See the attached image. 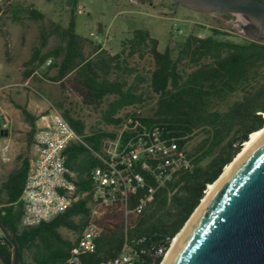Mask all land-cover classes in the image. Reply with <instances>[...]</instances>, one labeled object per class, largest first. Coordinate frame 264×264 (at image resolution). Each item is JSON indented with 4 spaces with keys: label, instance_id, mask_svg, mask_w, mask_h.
<instances>
[{
    "label": "trees",
    "instance_id": "16d2710c",
    "mask_svg": "<svg viewBox=\"0 0 264 264\" xmlns=\"http://www.w3.org/2000/svg\"><path fill=\"white\" fill-rule=\"evenodd\" d=\"M76 1L73 0V3L76 4ZM259 1L264 3V0ZM30 14L34 19L40 17L33 9ZM61 36L64 48L61 54L55 52L59 61L51 80L59 84L63 94L69 90L84 105L98 108L105 98L113 97L102 111L101 121L104 125L119 126L129 116H119L122 109L141 105L145 95L153 94L160 97V107L164 108H160L152 117L141 115L143 123L160 126L164 133L179 138L182 147L187 146L194 132L206 131L201 143L187 150L192 167L181 171L172 182L161 188L143 213L129 214L125 224L119 204L102 211L98 219L102 232L96 241V250L83 258L84 264L112 259L119 254L127 240L130 252L140 256L136 264H160L162 256L152 260L148 253L159 244L169 248L173 238L199 205L208 185L218 179L225 166L240 152L249 135L264 125V79L257 87L247 90L241 100L227 110H211L202 95L203 85L198 81V74L204 66L201 65L202 61L209 60L212 68L220 73H231L238 68H264V44L255 41L240 43L230 39V34L214 29L211 35L204 38L188 37L179 44L174 56L169 47L159 50L158 40L147 31L136 30L123 44H128V56L137 52L150 56L153 66L145 75H141L135 68L127 66L125 58H121L125 54L124 47L113 56L86 58L82 50L84 39L75 33L73 15ZM44 43L45 36L41 35L36 54ZM35 59L34 54L28 64ZM184 60L190 61L193 67L200 66L186 79H183L178 68ZM133 75L134 79L130 81ZM144 84L147 85V92L142 91ZM20 110L29 126L27 138L30 141L34 137L38 118L25 108ZM62 115L76 134L96 150L102 139L115 137V132L101 127L87 134L81 119L72 117L67 109ZM66 155L67 165L76 173L79 190L90 189L89 173L97 166L98 160L81 144H71ZM18 160L19 166L0 184V225L17 243L20 264H60L75 242L64 238L60 229L81 230L89 214L87 199L72 204L50 222L21 228L24 211L20 197L30 159L19 156ZM134 204L135 197H131L130 208ZM141 250L144 252L141 253ZM24 253L30 254V261L23 259ZM12 257V244L1 234L0 264H12Z\"/></svg>",
    "mask_w": 264,
    "mask_h": 264
},
{
    "label": "rangeland",
    "instance_id": "374dc122",
    "mask_svg": "<svg viewBox=\"0 0 264 264\" xmlns=\"http://www.w3.org/2000/svg\"><path fill=\"white\" fill-rule=\"evenodd\" d=\"M32 9L40 14L39 18L30 16ZM72 15L75 33L84 39L82 50L86 58L113 56L124 47L125 54L121 58L141 75L153 66L150 56L145 52L128 56V44H123L136 30L147 31L158 40L159 50L169 47L174 56L179 44L188 37L204 38L214 29L230 34V39L240 43L252 41L247 33L249 22L244 17L195 12L173 0H77L76 4L73 0H0V184L19 166V156L30 159L33 155V139L27 138L29 126L20 108L37 118L53 109L60 113L67 109L72 117L85 123L87 134L98 127L109 132L118 130L101 121L102 111L113 97L105 98L98 108L84 105L69 90L63 94L59 84L51 80L59 61L55 52L61 54L64 48L61 33ZM93 34L98 37L100 47L94 42ZM41 35L45 36V43L36 54ZM258 43L264 44V41ZM34 54L36 59L28 64ZM201 65L204 66L198 81L203 85L202 95L208 107L219 112L241 100L247 90L257 87L264 79V68H238L231 73H220L212 68L209 60L202 61ZM178 68L186 79L200 66L193 67L190 61L184 60ZM142 89L147 92V85ZM144 97L141 105L126 107L118 115L139 113L152 117L164 108L160 107L159 96ZM205 136L204 130L194 132L187 150L196 147ZM2 149H5L6 160L2 159ZM60 233L74 242L79 232L60 229ZM23 259L30 261V254L24 253Z\"/></svg>",
    "mask_w": 264,
    "mask_h": 264
},
{
    "label": "built area",
    "instance_id": "2783aa9c",
    "mask_svg": "<svg viewBox=\"0 0 264 264\" xmlns=\"http://www.w3.org/2000/svg\"><path fill=\"white\" fill-rule=\"evenodd\" d=\"M93 40L101 45L94 34ZM140 118L139 113L125 117L115 137L102 139L96 150L76 134L59 111L53 109L38 117L33 155L20 197L24 211L20 227L50 222L84 199L89 207L85 224L60 264H84L83 258L95 252L102 232L98 219L103 210L119 204L126 224L129 214L143 213L161 188L192 167L187 148L179 145V138L164 133L158 125H146ZM71 144L85 146L98 160L89 173L88 190H79L76 173L67 165L66 150ZM1 156L6 160L5 149ZM131 197H135L132 208ZM168 249L159 244L148 254L152 260L159 256L163 259ZM139 259L125 240L116 257L97 264H136Z\"/></svg>",
    "mask_w": 264,
    "mask_h": 264
},
{
    "label": "water",
    "instance_id": "95a60500",
    "mask_svg": "<svg viewBox=\"0 0 264 264\" xmlns=\"http://www.w3.org/2000/svg\"><path fill=\"white\" fill-rule=\"evenodd\" d=\"M173 1L195 12L240 15L249 22L248 37L264 41L259 0ZM0 231L12 244V264H20L14 238L1 225ZM167 264H264V134L208 198Z\"/></svg>",
    "mask_w": 264,
    "mask_h": 264
},
{
    "label": "bare ground",
    "instance_id": "6f19581e",
    "mask_svg": "<svg viewBox=\"0 0 264 264\" xmlns=\"http://www.w3.org/2000/svg\"><path fill=\"white\" fill-rule=\"evenodd\" d=\"M263 119H264V113H263ZM263 134H264V125L260 130L255 131L249 135L248 140L243 143L240 152L234 157V159L228 165L225 166L222 174L218 177V179L214 183L208 185V187L205 191V194H204L202 200L200 201V204L193 211V213L191 214V216L189 217L187 222L184 224V226L180 230V232L173 238V241H172L169 249L167 250L166 254L164 255L160 264H167L168 263L169 259L171 258L172 254L174 253L184 231L190 225V223L192 222L194 217L202 209V207L204 206V204L206 203L208 198L212 195V193L215 191L217 186L222 182V180L225 178V176L229 173V171L232 169V167L252 147V145L255 143V141L258 140Z\"/></svg>",
    "mask_w": 264,
    "mask_h": 264
}]
</instances>
